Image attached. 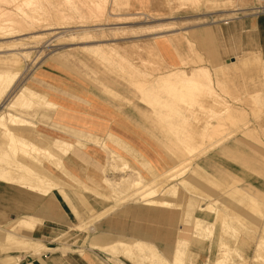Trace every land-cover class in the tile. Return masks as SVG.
Returning a JSON list of instances; mask_svg holds the SVG:
<instances>
[{
    "label": "rangeland",
    "instance_id": "1",
    "mask_svg": "<svg viewBox=\"0 0 264 264\" xmlns=\"http://www.w3.org/2000/svg\"><path fill=\"white\" fill-rule=\"evenodd\" d=\"M14 1L0 0V33L11 32L0 38V72L18 73L10 93L0 97V111L33 127L7 120L23 136L27 156H14L2 133L0 153L22 166L19 173L33 174L38 163L39 175L48 170L62 180L41 190L17 177L8 183L30 197L40 195V202L60 191L54 193L72 221L55 242L82 241L86 248L101 234L141 244L127 253L118 244L104 249L124 259L103 264H176L178 248L183 262L177 264H264V57L244 53L211 63L198 44L200 27L261 16V0H142L139 7L131 0ZM198 68L204 77L189 80L202 73ZM26 89L40 96L17 100ZM65 113L80 117L79 123L64 122ZM36 130L75 142L71 154L58 164L52 145L37 142ZM130 175L127 184L107 183ZM135 176L142 184L158 181L157 195L172 207L148 205L132 193ZM169 188L199 205L193 213L199 230L194 222L181 224L188 202ZM0 196H6L2 190ZM22 218L42 224L30 216L7 218L0 225V264H34L48 251L36 246L34 232L14 227Z\"/></svg>",
    "mask_w": 264,
    "mask_h": 264
},
{
    "label": "crops",
    "instance_id": "2",
    "mask_svg": "<svg viewBox=\"0 0 264 264\" xmlns=\"http://www.w3.org/2000/svg\"><path fill=\"white\" fill-rule=\"evenodd\" d=\"M141 3L142 0H131V5L136 7H139ZM198 34H200L198 44L202 48L205 59L211 63H220L244 53H261L264 57V14L261 16H241L228 23H220L214 26L206 25L200 27ZM60 118L64 122L71 123H79L80 120V117L71 116L67 113L61 115ZM210 163L220 166L229 174L231 173L230 167L227 168L221 165L215 159H210ZM233 179L239 182L236 177ZM0 183V190L6 195L5 197L0 196V225L7 223V218L16 216H30L42 222L34 230L29 231L34 232L32 239L36 242V246L38 248L44 247L48 251L34 257L32 260L34 264H103L102 259H124L122 255L111 257L109 253L103 251L119 241L100 236L101 234L94 237L86 248H82V241L78 245L73 242L67 245L55 242L56 233L69 229L72 221L57 194L54 193L57 191L60 194L58 189L53 190L46 196H41V198H44L40 202V197H38L40 195L30 197L21 189L11 187L6 183ZM235 187L241 189L259 203L258 197L238 186ZM9 194H11V197H9ZM63 201H65L64 198ZM101 229L100 233L105 230L103 227ZM65 248H68V250H65Z\"/></svg>",
    "mask_w": 264,
    "mask_h": 264
},
{
    "label": "bare ground",
    "instance_id": "3",
    "mask_svg": "<svg viewBox=\"0 0 264 264\" xmlns=\"http://www.w3.org/2000/svg\"><path fill=\"white\" fill-rule=\"evenodd\" d=\"M14 1V0H13ZM15 2V1H14ZM30 3V2H29ZM18 5V4H17ZM2 15V14H1ZM1 15H0V17H1ZM4 17V16H3ZM6 17V16H5ZM5 19V18H4ZM1 24V23H0ZM0 28H2V27H0ZM9 28V27H8ZM11 29H14V28H11ZM16 29V28H15ZM2 31V30H1ZM19 31V30H18ZM6 32H8V31H2L1 33H0V38H6V37H8L9 35H11V32H9V34H7ZM13 33H14V31H13ZM12 33V34H13ZM19 35V34H18ZM199 69V71H202V70H204V68H198ZM200 69H202V70H200ZM204 71H202V73H200V72H195V73H190L191 74V76H190V78H189V80H192V81H199L200 80V78H202V76L204 77V73H203ZM17 75H18V73H12V74H10V73H8V72H0V88L2 87L3 88V92H2V94L0 95V97L2 98V97H4V96H6V93L9 91V93H10V89L14 86V83H15V81H16V79H17ZM210 75V74H209ZM176 76V75H175ZM208 76V75H207ZM185 77V76H184ZM183 77V78H184ZM187 77V76H186ZM176 78H178V77H176ZM206 78V77H205ZM208 79V78H207ZM206 79V80H207ZM211 79V78H210ZM210 79L209 80H207V81H210ZM202 82V81H201ZM190 83H192V82H190ZM203 83V82H202ZM197 84V83H196ZM198 85V84H197ZM202 86V85H201ZM203 87V86H202ZM205 88V87H204ZM200 89H202L201 87H200ZM206 89V88H205ZM203 90V89H202ZM213 92V91H212ZM39 97L40 95H38V93H36V92H33L32 90H30V89H26V92H20L19 94L17 93L16 94V99L17 100H22V99H28V101H30V97ZM43 98V97H42ZM41 98V99H42ZM43 99H45V98H43ZM1 100V99H0ZM31 100H33V99H31ZM158 101V100H157ZM31 102V101H30ZM1 103V102H0ZM4 103V102H3ZM46 104H48V105H53L51 102H48V101H46L45 102ZM2 105H4V104H2ZM7 120L8 121H10V123L12 124V123H14V124H16V125H19L18 127H24V126H26V125H28V126H31V127H33L32 126V123L31 122H29L28 120H26V119H24V118H18L17 116H14V115H12L10 112H8L7 113V111L6 112H4L3 110L2 111H0V133H2L3 135H4V138H5V141H6V144H7V146H8V148H9V150L11 151V153L14 155V156H21L22 158H26V152H24L23 150L24 149H26V143L24 142V141H22L21 140V137H23V136H20V135H18L16 132H15V130L14 129H10V128H8L7 127ZM9 123V124H10ZM47 127V126H46ZM32 130V129H31ZM35 134H36V136L38 137V139L37 140H39V141H37V142H48V144L50 143L51 145H52V147L54 148V150L51 152V150H49L48 148H46V146L44 147L46 150L48 149L49 151H50V155H52V156H56L57 158H56V160H58V164H60L61 162H63V158H64V156H66V155H68L71 151H72V148L74 147V145H75V142H69V141H67V140H65L66 139V137L63 139V138H61L60 136L59 137H52L51 135H47V134H44V133H41L40 131H38V130H36L35 131ZM58 136V135H57ZM3 138V139H4ZM26 138V137H25ZM29 138V137H28ZM29 139H31V138H29ZM36 141V140H34V139H31V141ZM30 141V142H31ZM93 141V140H92ZM29 142V141H28ZM30 142H29V144H30ZM4 143V142H3ZM28 144V145H29ZM35 144H37V143H35ZM34 143H33V145H35ZM47 144V143H46ZM31 147H34V146H32V144L30 145ZM30 146H29V148H30ZM37 146H38V144L36 145V148H37ZM44 146V145H43ZM40 147V146H39ZM41 147H42V145H41ZM191 147V146H190ZM7 148V149H8ZM43 148V147H42ZM41 148V149H42ZM184 148V147H183ZM33 149V148H32ZM32 149H29V150H32ZM52 149V148H51ZM9 150H8V152H9ZM39 150V149H38ZM42 152H45V150L44 151H42ZM47 152V151H46ZM40 153V152H39ZM91 153V152H90ZM8 153H0V181H2V182H7V184L8 183H12V182H14V178L15 177H17V179L19 180V181H22V182H27V185H28V187H30V189H36V190H41V189H43L45 186H46V184H49L50 182L51 183H53L54 181H57L58 179L56 178V180L53 178V175H52V173L51 172H49L48 170H46L47 171V174L45 175V176H41V175H39L40 173H37L40 169H41V165L39 166L38 165V163L36 164V166L37 167H39V168H37V167H35L34 169H35V171H32L31 173H33V174H30V173H25L24 174V172L23 173H19L18 171H20L19 169H16V168H18L19 166H18V164H16L15 162V164H13V163H11L9 160H11V159H9V160H6L7 159V155ZM36 154H37V152H36ZM33 156V155H32ZM41 156V155H40ZM16 157H13V158H16ZM48 157V156H47ZM134 157V156H133ZM5 158V159H4ZM27 158H29V155H28V157ZM32 158H35V157H32ZM40 158V157H39ZM39 158L37 159V160H39ZM49 158V157H48ZM52 158V157H51ZM50 158V159H51ZM104 158V157H103ZM106 159V158H105ZM109 160V159H108ZM192 160V159H191ZM12 161V160H11ZM48 161V160H47ZM105 161H107V159L105 160ZM28 162V161H27ZM34 162V161H33ZM32 162V163H33ZM46 162V161H45ZM188 162V161H187ZM24 163V162H23ZM30 163V162H29ZM31 163V164H32ZM34 163H36V162H34ZM46 163H48V162H46ZM109 163V162H108ZM110 164V163H109ZM34 165V164H33ZM49 165V164H48ZM112 165V164H111ZM28 166V165H27ZM44 166V165H43ZM50 166V165H49ZM53 166V165H52ZM130 166V165H129ZM186 166V165H185ZM20 167H22V166H20ZM19 167V168H20ZM124 167V166H123ZM175 167V166H174ZM125 169V168H124ZM18 170V171H17ZM75 170V169H74ZM172 170V169H171ZM26 171V170H25ZM28 171H30V170H28ZM42 171V170H41ZM105 171V170H104ZM183 171V170H182ZM159 172L158 171H154L152 174L153 175H157ZM42 174V173H41ZM44 174V173H43ZM132 174V173H131ZM138 174V173H137ZM105 175V174H104ZM82 176V175H81ZM135 177H137V176H135ZM160 177V176H159ZM165 177V176H164ZM131 178V175H130V177H126V176H124V177H122V178H120V179H118V181H111V180H107V183L108 182H110L111 183V185L112 184H114V185H116V184H118V185H120L119 183L120 182H126V181H129L128 179H130ZM161 178V177H160ZM132 179V178H131ZM130 179V180H131ZM142 179V178H141ZM141 179H139L138 177H137V179H135L134 181H133V183H131V184H133L132 186H134V188H136L135 189V191L134 192H132V193H134L135 195H139V196H141L144 200H146V204H148V205H155V206H158L159 208H162V209H169L170 207H172V203L168 200V199H166V198H164V197H162V196H160V195H157L158 194V189L156 188V186H157V183H158V181L156 182L155 180H152L151 182H149L148 184H142L143 182H142V180ZM133 180V179H132ZM58 181H61L62 182V180H58ZM132 182V181H131ZM29 183V184H28ZM50 183V184H51ZM64 183V182H63ZM61 183H59V184H57V186H59ZM126 184H127V182H126ZM64 185V184H63ZM111 185H110V187H111ZM50 186V185H49ZM131 186V185H130ZM128 187V186H127ZM160 187V186H159ZM168 187V186H167ZM170 187V186H169ZM112 188H115V187H112ZM132 188V187H131ZM176 188V187H175ZM70 189V188H69ZM117 189H119V188H117ZM170 190H169V193H171V194H173L175 197V199H179L180 201H181V199H183V197H184V202L186 201V202H188V203H186V204H184L183 206H187L188 208H187V210H183L181 213H180V216H179V221L181 222V224H182V222H187L188 223V221L190 222H194L195 224H190L191 226L193 225V227H195L196 229H198L199 230V228H200V221L198 220V219H196L195 217H193V213H194V211L196 210V207H198L199 205L198 204H190L189 202H190V200L188 199V198H186V196H184L183 194H181V192H178L176 189H171V188H169ZM112 190H114V189H112ZM165 191L167 190V189H164ZM113 192V191H112ZM164 192V191H163ZM234 192V191H233ZM236 192V191H235ZM130 195V194H129ZM162 195V194H161ZM240 195H242V194H240ZM171 197V196H170ZM249 200H250V198H249ZM251 200H252V198H251ZM253 201V200H252ZM176 203H177V201H176ZM254 203H255V201H254ZM174 204H175V202H174ZM176 205V204H175ZM182 205V204H181ZM184 208V207H183ZM182 208V209H183ZM208 208V207H207ZM199 209V208H198ZM211 212V211H210ZM225 219V218H224ZM17 221V220H16ZM187 223H186V225H187ZM37 224H39L40 225V223L39 222H37V221H34V220H31V219H28V218H22V219H19L18 221H17V224H16V226L14 225V227H21V228H23V229H28V230H34L35 228H36V226H37ZM184 225V224H183ZM189 223H188V226L186 227V228H190L189 226ZM195 225V226H194ZM207 227V226H206ZM205 227V228H206ZM226 227H228V226H226ZM202 229V228H201ZM208 229H209V227H208ZM94 230V229H93ZM187 230V229H186ZM191 231V230H190ZM190 231H189V233H190ZM206 231V230H205ZM208 231V230H207ZM185 232V231H184ZM188 231H186V233L184 234V235H186V234H188L187 233ZM210 233V232H209ZM188 237V236H187ZM116 243V242H115ZM117 244L118 245H121L122 247H120V248H118V250L120 249V251H121V249L124 247V249H122L124 252H126L127 253V251L129 250L130 251V249L132 250V248L134 247V245H136L137 244V246H138V248H139V246L141 245L140 243H136V244H134V245H128V244H126V243H124V242H117ZM143 246V245H142ZM177 246V245H176ZM114 248H115V246H114ZM138 248H136V249H138ZM185 248V247H184ZM106 249V248H105ZM108 249V248H107ZM110 249H111V247H110ZM136 249H134V250H136ZM179 249V248H178ZM176 250L175 251V259L173 260V261H175V262H177V263H182L183 261L180 259L181 257H180V250ZM122 251V252H123ZM128 251V252H129ZM138 251V250H137ZM141 251L142 250H140L139 251V253H141ZM132 252V251H131ZM126 253H124V254H126ZM123 254V255H124ZM128 254H130V253H128ZM133 254H134V252H133ZM138 254V253H137ZM146 255V254H145ZM139 256H141V255H139ZM128 257H129V255H128ZM225 257V256H224ZM149 258V257H148ZM157 261V260H156ZM163 261V260H162ZM221 261H223V260H221ZM157 263V262H156ZM164 263H167V262H164ZM176 263V264H177ZM158 264H163V262L161 263H158ZM217 264V263H216Z\"/></svg>",
    "mask_w": 264,
    "mask_h": 264
},
{
    "label": "built area",
    "instance_id": "4",
    "mask_svg": "<svg viewBox=\"0 0 264 264\" xmlns=\"http://www.w3.org/2000/svg\"><path fill=\"white\" fill-rule=\"evenodd\" d=\"M257 12L258 14H264V0H261L260 4L258 5Z\"/></svg>",
    "mask_w": 264,
    "mask_h": 264
}]
</instances>
